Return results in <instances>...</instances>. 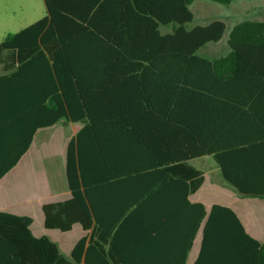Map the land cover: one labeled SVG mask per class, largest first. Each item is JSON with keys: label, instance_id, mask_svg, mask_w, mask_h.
<instances>
[{"label": "trees", "instance_id": "obj_1", "mask_svg": "<svg viewBox=\"0 0 264 264\" xmlns=\"http://www.w3.org/2000/svg\"><path fill=\"white\" fill-rule=\"evenodd\" d=\"M44 2L0 42L5 70L52 75L33 92L27 141H0V177L36 128L82 122L67 144L71 196L42 210L46 228L88 233L67 256L32 233V216L0 211V264H186L201 226L192 264H264V241L233 208L188 200L204 181L191 160L205 155L238 194L264 198V20L234 24L230 50L208 58L200 48L226 24L188 27L193 0Z\"/></svg>", "mask_w": 264, "mask_h": 264}, {"label": "crops", "instance_id": "obj_2", "mask_svg": "<svg viewBox=\"0 0 264 264\" xmlns=\"http://www.w3.org/2000/svg\"><path fill=\"white\" fill-rule=\"evenodd\" d=\"M167 27H169L170 30L165 31ZM160 30L162 33L171 32L173 27L172 25H162ZM204 46H206V44ZM205 57L213 58L209 56ZM102 77H104L103 74L97 75L95 78ZM39 78H45L47 80L48 78L51 79L52 75L48 73L39 74L36 72L12 73L10 70H5L0 63L1 142L15 145V143L23 144L27 141L29 126L26 119H28V116H31L33 106L36 104L34 98L35 94L33 92L38 87ZM62 121L66 124L60 127L59 132L62 134V137L60 145L57 147V156L55 160L51 145L54 140V135L57 133L55 129L58 128V125ZM67 126H70V130L66 133L64 130ZM81 126L82 122L62 119L51 126L36 128L27 150L19 157L17 162L0 177V211L32 216L33 222L30 225L32 233L35 236L48 235L59 245L61 252L67 256L70 254L77 240L88 233V230H84L79 223H74L73 227L67 231H61L57 228H46L44 226L42 205L47 202L65 200L71 196L66 178L67 144ZM10 151L15 152L13 149H10ZM13 152L6 155L5 160L10 159ZM211 158H213L211 155H205L191 160V163L195 167L203 171L204 181L195 192L188 195V200L191 202H202L207 210H209L214 203L230 206L237 212L246 230L259 241H264V221L255 223L248 218L243 219L234 206V201H236L235 198L232 199L230 197L221 196L214 198L211 196V189H223L225 188L223 184L227 183L222 178L216 162L212 164H215L222 179L221 181L211 179L208 175V171L198 165V161L204 159L211 160ZM259 206L262 207L263 205L259 203ZM36 222L39 226L33 228V224ZM76 228L79 230V234L70 237L69 234ZM202 228L203 226H201L195 234L192 246L187 255L186 264H192L199 255ZM56 230L65 232V234L57 233ZM196 245L197 248H195ZM189 255L191 257H189Z\"/></svg>", "mask_w": 264, "mask_h": 264}, {"label": "rangeland", "instance_id": "obj_3", "mask_svg": "<svg viewBox=\"0 0 264 264\" xmlns=\"http://www.w3.org/2000/svg\"><path fill=\"white\" fill-rule=\"evenodd\" d=\"M190 7L194 12V18L192 22L188 23V27L196 24H207L215 19L223 20L226 24L225 33L218 42L207 43L206 46L199 50L200 54L209 57L222 56L230 50L227 41L230 29L234 24L245 19L264 20V0H233L229 4H222L214 0H193ZM46 13L47 10L44 0H0V42L9 33L19 31L23 27L43 17ZM167 30H170V28H165V31ZM64 124L66 123L62 121L58 125V128L55 129L57 133L54 135L52 145L50 144L55 155V160L57 147L60 145L62 137V134L59 132L60 127ZM68 130H70V126H67L64 131L67 133ZM212 163H215L213 158L211 160L204 159L198 161V165L208 171L211 179L221 181L222 179L218 170L215 164ZM223 185L225 187L223 189H211V196L214 198L218 196L235 198L234 206L243 219L248 218L255 223L264 221V198L242 196L228 183ZM259 203L263 206H259ZM38 226L37 222L33 224V228H37ZM56 231L57 233L65 234V232L59 230ZM78 234L79 230L76 228L69 236L74 237ZM195 248H197V245ZM189 257L191 256L189 255Z\"/></svg>", "mask_w": 264, "mask_h": 264}]
</instances>
